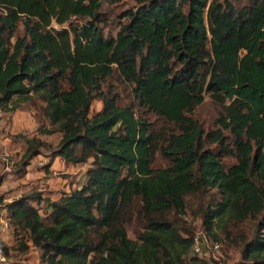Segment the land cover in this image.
<instances>
[{
	"label": "trees",
	"instance_id": "16d2710c",
	"mask_svg": "<svg viewBox=\"0 0 264 264\" xmlns=\"http://www.w3.org/2000/svg\"><path fill=\"white\" fill-rule=\"evenodd\" d=\"M134 2L111 36L99 25L102 0H0V108L37 96L61 133L48 167L89 164L85 183L57 201L34 192L6 205L20 251L34 250L39 264L200 263L192 236L163 214H184L187 196L215 188L223 200L201 219L211 238L224 218L241 224L264 210V0ZM205 92L220 111L219 129L204 137L193 113ZM93 101L101 109L91 115ZM27 144L23 168L45 146ZM157 156L169 165L154 168ZM224 156L235 164L224 169ZM42 201L45 215L33 206ZM242 258L264 264V233Z\"/></svg>",
	"mask_w": 264,
	"mask_h": 264
},
{
	"label": "rangeland",
	"instance_id": "374dc122",
	"mask_svg": "<svg viewBox=\"0 0 264 264\" xmlns=\"http://www.w3.org/2000/svg\"><path fill=\"white\" fill-rule=\"evenodd\" d=\"M137 7L134 0H121L115 4H109L105 0H102V6L99 9L100 20L102 21L99 25L103 30L105 35L115 36L118 31V27L125 20L122 18V15L127 11H134ZM89 19H72L70 21L73 26H81L84 25ZM55 29H61V26H57L55 24ZM63 27L68 28V24L63 25ZM19 35L23 33V26L19 24ZM125 101H131L128 95L125 93L121 95ZM44 103H42L37 96L32 95L28 97H14L9 105L2 106V110L7 114L8 119H10V115H13L16 110H21L22 114L30 113L31 123L37 127V132L46 135V139L48 142L43 141L45 146L41 148V153L43 156L50 155L51 151L56 148L61 138V133L57 132V126H52L49 120L42 114V108ZM14 109V110H13ZM101 109V103L98 101H93L90 114L98 112ZM220 108L214 105L209 98V93H204V102L202 105L197 107L193 113V120L197 122L204 133V137L207 133L216 131L219 129V126L216 125V120L218 118V113ZM139 115H143L142 113H138ZM6 116V117H7ZM144 116V115H143ZM145 119L150 123L155 131L165 132L163 130H167L165 124L162 120L157 119L155 116L151 114H147L144 116ZM50 131V132H49ZM24 134L28 135V131H24ZM227 137L228 133L225 132ZM29 136V135H28ZM33 139V138H32ZM35 139V138H34ZM27 139L23 135H16L12 137V143L9 145H17V148H21L22 153L20 158L24 155L27 149ZM41 141V140H40ZM47 145V146H46ZM51 146V149L48 148ZM232 147V145H230ZM205 149H209L214 153L219 151V148L216 144H206ZM20 153L15 154L18 156ZM14 160L18 175H22V160L18 159V157L14 158ZM18 159V160H17ZM17 160V161H16ZM235 159L233 157L224 156L221 158V164L224 169H227L231 165L235 164ZM169 163L163 160L161 157L157 156L155 163L153 164L154 168H164L167 167ZM196 168V167H195ZM194 168V169H195ZM21 170V171H20ZM49 170L45 171V174L48 175ZM81 181V182H80ZM79 181L78 186L83 185L86 181V175H84ZM259 182L258 180H256ZM264 188V185H263ZM15 194L11 193L10 196H14ZM186 200L188 202L187 209L184 214H163V219L175 220L181 225V233L184 237L194 236L195 233L204 232L202 228V216L204 210L207 207H211L214 202H221L223 200V196L218 192L215 188H206L203 194H198L196 196H187ZM39 210H41L39 208ZM42 212L45 215L44 207L42 208ZM264 210L256 217H249L244 220L241 224L229 221L228 218H224L221 224L215 225L213 229V233L216 237H211L209 240L213 243H217L219 245L218 250L212 251L208 257L200 258L199 260L202 262L195 264H247L248 262L242 258V250L244 243L249 242L258 233H264L262 229V225H264ZM136 224H131L126 226L127 237L131 240H135L136 237L134 235V228ZM206 234V233H205ZM207 235V234H206ZM208 236V235H207ZM5 249L7 252L6 262L4 264H39L38 262V254L34 250H28L27 252L20 251L19 242L13 236L12 231L10 230L6 239L4 240ZM159 257L163 258V252L159 253ZM163 260H160L162 262Z\"/></svg>",
	"mask_w": 264,
	"mask_h": 264
},
{
	"label": "crops",
	"instance_id": "0c3cea01",
	"mask_svg": "<svg viewBox=\"0 0 264 264\" xmlns=\"http://www.w3.org/2000/svg\"><path fill=\"white\" fill-rule=\"evenodd\" d=\"M6 116L4 122L0 123V200L9 199L8 201H10V199L22 195L37 192L43 198L53 202L59 200L63 194H68L76 189L78 187L76 184L86 175L89 164H68L60 158H55L48 167L49 157L43 156L41 153L29 160L28 165L22 167V175H18L15 161L11 157H18L22 160L23 156L20 158L21 148H17V145H9L12 143V137L20 134L30 140L35 138L48 142V139H46V135L37 132V127L34 124L30 125L32 117L30 113L22 114L21 110H16L13 115H10V119ZM26 130L29 136L24 134ZM54 146L57 145L54 144ZM17 153L20 154L15 156ZM3 155H8L12 164L8 175H4ZM47 169L49 170L48 175L45 174ZM11 193L15 195L10 196ZM33 206L41 209L39 210L41 215L43 207L45 213L49 212L47 201H42L39 205L33 203Z\"/></svg>",
	"mask_w": 264,
	"mask_h": 264
},
{
	"label": "built area",
	"instance_id": "2783aa9c",
	"mask_svg": "<svg viewBox=\"0 0 264 264\" xmlns=\"http://www.w3.org/2000/svg\"><path fill=\"white\" fill-rule=\"evenodd\" d=\"M6 113L0 108V123L4 122ZM5 163L4 175H8L9 169H11V162L8 155H3L2 157ZM2 199L0 200V264L6 262V257L4 254V240L6 239L10 226L7 219V209L6 205L11 202L13 199ZM219 245L213 243L209 240V237L204 232L195 233L191 238V246L189 249V256L196 258H205L208 257L212 251L218 250Z\"/></svg>",
	"mask_w": 264,
	"mask_h": 264
}]
</instances>
